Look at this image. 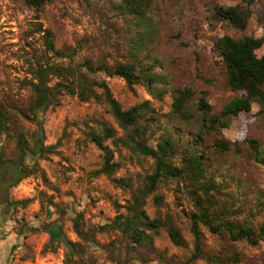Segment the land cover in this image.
<instances>
[{
    "label": "rangeland",
    "instance_id": "1",
    "mask_svg": "<svg viewBox=\"0 0 264 264\" xmlns=\"http://www.w3.org/2000/svg\"><path fill=\"white\" fill-rule=\"evenodd\" d=\"M120 1L45 0L36 9L25 0H0V106L17 114L18 123L30 134L35 125L23 116L29 99L25 83L30 62L77 67L88 60L111 67L132 61V48H139L140 57L151 67L150 88L143 81L134 85L132 92L119 77L98 73L91 78L106 81L124 109L149 102L156 120L145 114L146 119L139 121V126L147 127L148 145H154L166 130L174 135L180 149L187 146L188 139L200 135L206 168L219 187L217 198L228 210L226 221L257 231L264 217V171L245 141L255 140L264 159L261 107L254 102L251 115L226 118L213 126L209 119L242 94L227 87L222 61L213 45L223 36L264 38V0H247L248 4L242 0H150L152 33L141 45L136 44V30L113 10ZM216 6L247 9L245 28L237 30L214 21ZM40 27L52 32L58 49L69 52L80 44L76 54L60 60L48 53ZM255 54L264 56V42ZM175 89L191 91L187 119L172 110ZM200 98L210 105L209 114L198 111ZM42 119L44 145L60 141L53 154L41 158L32 157L28 151L17 154L12 137L0 140V157L9 162L0 163V203L7 199L12 208L0 209V264H65L68 251L59 241V233L73 244L69 257L76 253L75 258L85 264H264V242L255 247L243 240L232 242L227 234H213L201 224V248L208 260L190 262L194 253L190 219L199 214L202 198L191 193L185 182L162 184L144 205L150 218L170 220L181 232L185 246H174L163 228L152 241L147 240V246L134 250L126 235L110 227L118 214L127 213L128 190L114 187L104 175H90L101 168L102 154L87 141L84 123L95 119L116 127L106 106L100 100L85 103L64 95L59 106L49 108ZM218 140L231 143L230 150L216 149L214 141ZM106 144L113 149L115 176L134 190L141 188L152 160H138L122 146ZM18 165L31 170L32 175L10 186L6 169ZM40 192L52 196L55 206L49 207L46 199L41 206ZM155 196L163 198L161 206L154 203ZM19 201H28L27 206L13 205ZM78 215L81 224L76 233L73 222ZM46 226L54 228L53 240ZM232 257L239 262L234 263Z\"/></svg>",
    "mask_w": 264,
    "mask_h": 264
},
{
    "label": "trees",
    "instance_id": "2",
    "mask_svg": "<svg viewBox=\"0 0 264 264\" xmlns=\"http://www.w3.org/2000/svg\"><path fill=\"white\" fill-rule=\"evenodd\" d=\"M242 1L248 4L247 0ZM25 2L39 9L44 5L45 0H25ZM113 10L129 28L136 30L137 34L134 35V38L137 45H141L142 40L145 41L152 33L153 23L149 16L150 0H121L119 4L113 5ZM247 17L248 10L239 7L222 8L216 6L212 15L214 21L227 23L237 30L245 28ZM39 30L43 33L45 50L55 58L70 59L76 54L80 44L78 47L70 49L69 52L58 49L55 46L52 32L48 29H42V27ZM263 42L264 38L254 39L243 36L234 39L223 36L214 43L213 51L222 61L227 87L242 94L240 97L232 98L217 115L210 117L211 126L221 123L226 118H243L251 115V106L254 102L260 105V112L264 114V56L257 57L255 54ZM140 50L139 48H132L130 53L132 61L118 63L111 67L105 62L94 64L88 60L77 67L55 65L49 62H30L28 67L29 79L25 83V87L29 91V99L23 116L30 120L36 129L28 134L24 131L23 126L18 123V115L0 106V140L5 137H12L17 154L28 151L32 157L40 158L53 154L60 141L54 145H44L43 114L49 108L59 106L64 95L76 97L80 102L85 103L91 100H100L106 106L107 112L116 127L95 119L84 123V127L87 129L85 135L87 141L102 154L101 168L93 171L90 175L92 177L104 175L114 187L128 190L129 199L124 206L127 213L125 215L118 214L110 227L126 235L134 244L132 246L134 250L137 251L138 248L147 246V240L150 238L152 241L153 237L159 235L163 228L174 246H185L186 242L181 232L170 220L164 222L160 218H150L144 210L146 198L162 184L170 181L188 183L190 192L200 194L202 198L199 214L191 216L190 219L194 243V253L190 262L198 259L208 260L201 248L200 224L213 234H227L228 239L232 242L243 240L252 247L264 242V217L257 231L247 225H236L226 221L225 215H228V210L226 206L219 203L217 198L219 187L215 183L213 174L206 168L205 154L200 151V135L188 139L187 146L180 149L176 146L173 139L174 135L168 134L166 130V135L158 137L154 145H148L147 127L139 126V121L146 119L143 117L145 114H149L150 120L155 118L152 116L154 111H152L149 102L145 101L124 109L113 97L106 81L91 78L98 73L107 77H119L132 92L134 91L133 86L143 81H146V86L150 88L152 85L149 75L151 67L140 57ZM173 92V112L187 119L189 117L187 102L191 97V91L189 89H175ZM197 109L204 115L211 112L210 105L202 98L198 100ZM89 123L92 126H89ZM175 134L177 133L175 132ZM178 137H180L179 134ZM29 140H32L31 146ZM107 142L122 146L132 157L138 160L145 158L152 160L151 171L144 177L141 188L134 190L124 179L115 176L114 153L110 145L106 144ZM245 142L254 151L255 159L264 171V159L260 154V145L253 139H247ZM230 146L231 143L226 141H214V147L220 151L230 150ZM0 163L9 162L3 161L0 157ZM6 173L10 175L12 180L10 186H15L32 175L31 170L21 165L8 166ZM45 199L49 207L55 206L52 196L40 192L41 206ZM27 203L28 201H19L14 202L13 205L26 207ZM154 203L161 206L163 198L155 196ZM80 224L81 215H78L73 222L76 233L80 232ZM45 229L53 240L52 230L54 228L46 226ZM70 244L73 246L72 243ZM75 255L76 253L72 257L66 255L65 264H85L83 259L75 258ZM158 259L167 262L162 255H158ZM232 260L234 263L239 262L237 257H232Z\"/></svg>",
    "mask_w": 264,
    "mask_h": 264
},
{
    "label": "water",
    "instance_id": "3",
    "mask_svg": "<svg viewBox=\"0 0 264 264\" xmlns=\"http://www.w3.org/2000/svg\"><path fill=\"white\" fill-rule=\"evenodd\" d=\"M25 152H27V151H25ZM3 206H4L3 204L0 205V208H3ZM11 211H12V209H11ZM58 239L64 245V247L67 249L68 256H71L73 248H72V245L70 244V242L66 239V237L63 234H60L58 236Z\"/></svg>",
    "mask_w": 264,
    "mask_h": 264
},
{
    "label": "flooded vegetation",
    "instance_id": "4",
    "mask_svg": "<svg viewBox=\"0 0 264 264\" xmlns=\"http://www.w3.org/2000/svg\"><path fill=\"white\" fill-rule=\"evenodd\" d=\"M1 205L3 204L4 206H3V208H0V209H9V210H11L12 208H10V205H9V201L7 200V199H4L1 203H0Z\"/></svg>",
    "mask_w": 264,
    "mask_h": 264
}]
</instances>
